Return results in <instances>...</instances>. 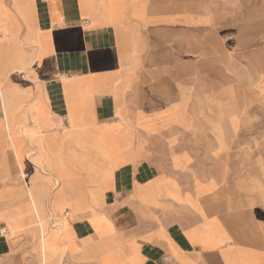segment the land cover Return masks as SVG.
<instances>
[{"label":"crops","instance_id":"0c3cea01","mask_svg":"<svg viewBox=\"0 0 264 264\" xmlns=\"http://www.w3.org/2000/svg\"><path fill=\"white\" fill-rule=\"evenodd\" d=\"M180 4L0 0V262L29 244L42 259L50 242L59 264H264V153L240 121L264 106V79L232 117L250 137L222 134L216 164L179 129L191 110L167 131L137 104L186 29ZM83 241L94 258L78 260Z\"/></svg>","mask_w":264,"mask_h":264},{"label":"rangeland","instance_id":"374dc122","mask_svg":"<svg viewBox=\"0 0 264 264\" xmlns=\"http://www.w3.org/2000/svg\"><path fill=\"white\" fill-rule=\"evenodd\" d=\"M182 4L172 10L171 21L184 25L186 29L172 33V52L167 55L157 52L158 79L144 87L137 104H144L148 113H160L163 126L169 131V123L175 116L181 118L185 110H191L193 121L179 123L181 130H193L195 145L208 148L213 164L220 160L218 142L222 134L232 145L245 135L234 136L236 112L247 110V92L256 96L258 83L264 79V0H181ZM163 71V72H162ZM239 94L240 103H236ZM251 104L253 114L245 113L240 120L242 126L252 127L258 133L260 157L264 153L263 119L264 110L258 98ZM177 104L178 106H174ZM182 111V113H181ZM249 116H254L253 119ZM172 117V118H171ZM171 119V120H169ZM182 125V127H181ZM152 130V127H150ZM154 145L155 142L153 141ZM158 144V142H157ZM110 151L117 153L114 145ZM154 148V147H153ZM234 150V146L232 148ZM201 150V149H200ZM210 150V151H209ZM203 151V150H202ZM232 153V154H230ZM239 153L241 150L239 149ZM236 151H229V164H235ZM252 154V153H248ZM263 162L261 161L260 164ZM230 167V166H229ZM43 227L48 222L60 226L59 221L40 217ZM12 246L21 238L6 231ZM17 238V239H16ZM87 241L80 244L81 253L88 249ZM56 255L51 243L42 249V259L36 257L32 245H24L13 250V254L1 260L0 264H59L51 262ZM46 256V257H45ZM94 256L81 254L78 260H90ZM44 260V261H43ZM55 260V259H54ZM65 262V261H64ZM61 264H70L69 262Z\"/></svg>","mask_w":264,"mask_h":264},{"label":"built area","instance_id":"2783aa9c","mask_svg":"<svg viewBox=\"0 0 264 264\" xmlns=\"http://www.w3.org/2000/svg\"><path fill=\"white\" fill-rule=\"evenodd\" d=\"M1 233L4 234V235H6V230L5 229H2L1 230Z\"/></svg>","mask_w":264,"mask_h":264},{"label":"bare ground","instance_id":"6f19581e","mask_svg":"<svg viewBox=\"0 0 264 264\" xmlns=\"http://www.w3.org/2000/svg\"><path fill=\"white\" fill-rule=\"evenodd\" d=\"M54 177V176H53ZM59 184V183H58ZM55 186H57L56 184H55ZM40 222V221H39ZM31 227V226H30ZM15 233V232H14ZM13 234V233H12ZM101 241V240H100ZM109 246V245H108ZM107 249V248H106ZM46 257V256H45ZM44 261V260H43Z\"/></svg>","mask_w":264,"mask_h":264}]
</instances>
